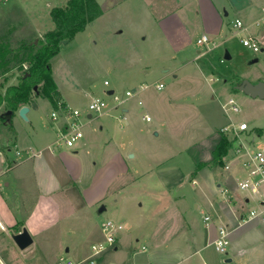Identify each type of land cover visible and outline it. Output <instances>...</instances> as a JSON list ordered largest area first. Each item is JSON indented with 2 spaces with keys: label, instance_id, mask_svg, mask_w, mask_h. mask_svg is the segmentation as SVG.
Masks as SVG:
<instances>
[{
  "label": "rangeland",
  "instance_id": "1",
  "mask_svg": "<svg viewBox=\"0 0 264 264\" xmlns=\"http://www.w3.org/2000/svg\"><path fill=\"white\" fill-rule=\"evenodd\" d=\"M66 1L0 3L1 94L9 86L18 85L19 78L28 70L27 64L13 63L19 49L35 38L37 42L43 40L45 34L42 38L36 35L34 25L41 28L50 22L52 9L64 6ZM97 1L102 16L62 44L57 57L51 60L54 80L71 106L81 110L90 101L85 93L104 99L109 109L114 104L113 98L106 95L108 89L118 94L131 90L135 95L126 104V113L112 109L107 115L85 123L84 137L75 147L77 154L67 147L48 149L57 139L59 128L52 113L56 112L58 119L63 118L62 111L55 109L49 99L33 97L37 108L30 109L27 119L16 111L6 123L1 118L5 109H0V197L6 199L4 205L14 218L6 223L1 218L5 226L4 231L0 230L3 264H57L62 256L79 260L89 255L91 246L101 240V227L107 219L121 224L123 231L116 244L118 250L110 248L97 260L101 264H143L153 253L148 240L157 234L159 223L167 215L174 220L176 213H183L186 219L201 217L202 207L196 209L198 202L204 197L215 203L223 198L220 192L214 193L215 185L209 179L203 184V192L188 178L195 171L191 152L206 146L207 142L202 141L205 136L211 134L216 144L223 137L219 133L221 128L245 122L249 129L235 138L233 146L242 143L243 149L247 147L251 153L264 151V99L237 90L244 80L253 84L264 82V0H217L227 6L230 15L223 19V34L209 37L212 42L204 44L198 43L203 35L199 25L188 27L192 28L188 43L177 40L176 27L170 28L167 23L181 21L182 15L172 13L171 9H175L172 0H162L163 10L158 7L161 0ZM195 6L186 13L190 20L196 18ZM237 18L248 30L233 28ZM252 34L262 45L258 53L241 43L242 37ZM254 59L258 62L250 64ZM105 80L111 83L109 87L104 86ZM157 83H163L164 88L160 91L154 88ZM141 84H149L151 88L138 92ZM231 98L239 107L238 113L223 108ZM147 115L151 117L149 122L144 118ZM28 151L37 155L31 157ZM233 160L230 150L221 162H213V171L230 175L229 194L243 206L242 213L249 218L251 211L258 214L264 209V185L256 193L241 191L236 180L244 177L247 170L236 163L225 170ZM34 164L47 166L50 176L35 174ZM158 165H163L157 168L164 170L158 175L160 178L156 176L157 181L166 180L172 185L171 191L160 194L162 207L149 204V194L154 191L146 185ZM152 167L154 173L146 174ZM179 170L186 175L184 184L178 183ZM72 178L77 187L70 184ZM56 184L67 185V194L62 197L57 193L51 198L49 206L54 220L40 219L38 226L32 212L39 205L38 200L45 197L43 190L56 191ZM31 190L33 195L29 194ZM69 196L74 197L75 209L64 215ZM171 196L188 199L169 209ZM103 206L106 210L101 213ZM160 209H168L161 219L155 216ZM259 220L256 239L264 236V215ZM23 228L28 229L34 244L20 251L11 235ZM157 258L160 264H189L182 252L159 250ZM216 258L220 264H232L226 263L227 254L218 253ZM195 260L192 258L190 262L195 264Z\"/></svg>",
  "mask_w": 264,
  "mask_h": 264
},
{
  "label": "crops",
  "instance_id": "2",
  "mask_svg": "<svg viewBox=\"0 0 264 264\" xmlns=\"http://www.w3.org/2000/svg\"><path fill=\"white\" fill-rule=\"evenodd\" d=\"M68 1L69 0H67L66 4L62 6L63 8L66 7ZM172 1H173V4H175V9H171L172 13H177L179 15H182L181 16L182 20L173 22V23H176L177 25H174L173 23H170V24L167 23V24L168 26H170V28H171V25L176 27V34H177L176 37L178 41L182 43H185V42L188 43L189 34L192 31V28H188V27H196L198 25L203 29L202 37L207 36L208 38L209 37L214 38V37H220L223 34L224 32V20L223 19L224 17L226 18L230 15V13L228 12L226 8L227 6H225V4H221V3L219 4L217 0H172ZM8 2L9 0L0 1V3L2 4H6ZM192 4L196 5L195 6L196 7V10H195L196 18H193L190 20L189 17L186 16V13L187 11L191 10L189 7L193 6ZM158 7L160 8V10H163L164 6H163L162 0L159 2ZM165 7L168 8L167 6ZM168 14L169 13L165 15L167 16ZM167 17L169 18V15ZM167 17H166V20H167ZM237 19L241 20L239 18ZM51 21L47 22L41 28L37 24L34 25V28H35L34 33L42 38L44 34L54 29V23L53 21L51 23ZM202 37H199V38H202ZM57 55L55 57H57ZM56 85L58 87V93L60 97V102H59V106L57 105V110L60 109V106L61 107L62 106L72 107L69 101L64 97L58 84ZM110 85L111 83H109V86ZM110 90H113V89H108V91ZM85 94H86L85 96H89L90 100L93 98L89 95V93H85ZM61 119H58L56 121L53 120L54 122L57 123L56 127H59L57 129L56 134H58L59 130L61 129V127L63 126L65 122L64 118H61ZM94 119L95 118H92L91 120L86 121L85 123L91 122ZM122 119L125 120V118H122ZM101 129H103V127H101ZM219 133L221 134V132ZM210 139L212 142L214 141L213 136L211 134L205 136L202 139V141L207 142L206 146L205 147L203 146L204 148L202 150H200L199 148V150H197V152L195 153L191 152V155H193L192 159L195 162L194 163L195 171L192 172L191 175H188L189 176L188 178L189 180H191V183L193 186L195 187L198 186L199 189L202 190L203 192H204L203 184L204 183L206 184L207 180L209 179L215 185L216 190L214 191V193L220 192L223 198L221 197L220 199H218L217 203H215L214 201H211L207 197H204L202 201H200V203L198 202L196 205V209L199 210L202 207L201 217H198L195 215L191 219H186L183 213H176L175 220H174V217L172 215L171 216L167 215L168 218L161 220V222L159 223L160 227H159L157 234L151 235L148 240L150 244L153 246V249H152L153 253L150 254V256L146 260L143 261V264H160L159 259L158 258L156 259V252L159 250L175 252L176 254L177 252H182L185 254L186 256L185 259L189 261V264H192L190 262L192 258H196V260L194 261L195 264H220L216 258V254H218L219 252L215 248L214 241L218 238L219 230L222 227L225 228L230 234V237H229L230 245L226 253L229 256V258L226 259V263L264 264V236L259 237V239L255 238L256 236L255 230H257L260 220L259 218L250 219V218H247V216H244V213H242L243 206L241 205L239 206L235 198L229 194L227 185L229 183L228 179L230 175L228 173L225 174L224 171H221V172L213 171L214 169L213 151L215 150V147L218 145L220 140H216L217 141L216 144H214L215 142H213L212 144V142H210ZM53 144L54 143H52V145ZM51 146L48 147L49 150ZM198 147H199V144H198ZM41 152H39V154H41ZM72 152L73 154H77L78 153L77 148L72 149ZM31 157H34V156H31ZM236 161L237 160L234 159L233 163H235ZM200 164H204V165L200 167ZM160 166H163V165L156 166V169H157L156 173L152 171L155 169V168L153 169V167L150 168L149 171H147L148 173H146V174H150L151 172L154 173L152 174L153 175L152 178H150L147 181L146 185H148L154 191V193L150 192L149 194L151 197V198L149 197L150 199L149 204L159 205L158 207H162L161 205L163 204V197L160 195L161 192L165 190V194H166L168 193L167 191H171V188H172V185L169 182H166V180H161L160 182L157 181L156 176L160 178L158 175L161 173L162 170H164L163 169L164 167L161 169L157 168ZM32 167H33L35 174L38 175L40 172H42L45 174L44 176H48V177L50 176L49 168L47 166L44 167V166H40V164L38 165L34 164ZM177 173H179V178H180L178 183L184 184L183 180H185L186 175L181 170H179V172ZM37 184L40 185L41 182L40 184L39 182ZM70 184L71 185L73 184V186H76V187L78 186V183L74 180V178H72ZM67 188H68L67 185L61 187V186H58V184H56V191L45 192L43 190L42 194H44L45 197L43 198L39 197L40 199L38 200V202H39V205L42 203L46 205H44V207H42L41 205L40 206L38 205L37 208L32 212V214L34 213L33 219L34 218L36 219L37 217L36 224L40 223V219H45L44 222L46 220L47 221L54 220L53 218L54 214L50 210L51 207L49 206L50 204L52 205L51 198L57 196V193L59 194V196L61 195L62 197H65V193L68 190ZM203 192H202V195H203ZM77 193L78 192H76L75 195H78ZM27 194L25 196H27ZM29 194L33 195L32 190L29 191ZM52 194H55V195H52ZM37 195L36 196L34 195V198H36ZM81 197L85 202L84 196L82 195ZM73 198H74L73 196H69V198H66L67 199L65 203L66 208L64 207V211H62L64 215H67V213H71L74 211L75 208H74ZM169 199H170V207H169L170 209V208L177 206L182 201L183 202L187 201L188 197L171 196L169 197ZM31 201H34V200L31 199ZM5 202H6V199L0 197V218H2L4 222L6 223L9 220L14 219V218L11 217L13 215L12 212H7V207H5L4 205ZM246 202H248V199H246ZM41 209H42L43 215L41 214L42 216H39ZM70 210L71 212H69ZM167 210L168 209H165V210L160 209L159 212L155 214V216H158L161 219L163 218ZM206 216L210 217L209 221L205 220ZM129 221L131 222L132 219ZM127 227L129 226H126V228ZM131 227H134V226L132 225ZM122 231L119 233V237ZM128 231L129 229L126 230V242L129 237ZM100 239H102L101 235H100ZM119 239L120 238H118V241ZM117 250H118V247H117ZM66 251L69 252L70 248L67 247ZM212 253H215V256Z\"/></svg>",
  "mask_w": 264,
  "mask_h": 264
},
{
  "label": "built area",
  "instance_id": "3",
  "mask_svg": "<svg viewBox=\"0 0 264 264\" xmlns=\"http://www.w3.org/2000/svg\"><path fill=\"white\" fill-rule=\"evenodd\" d=\"M1 1V0H0ZM264 23V21H263ZM257 25L259 22L256 23ZM233 28L246 31L248 27L245 28L244 24L241 20L236 19ZM212 42L207 36H203L198 40L199 44L210 43ZM241 43L244 47L253 50L258 53L262 50L261 42L254 37V35H248L246 37L241 38ZM214 44V42H213ZM104 85L109 86V82L105 81ZM151 88L149 84H141L139 86V91H145ZM154 88L157 90H162L164 88L163 83H157ZM108 90L106 91V95ZM135 94L131 90L125 91L123 94H118L115 90H113V94L108 95L113 98L114 107L109 109L108 103L104 99L99 97L92 98L85 110H81L78 108H72L67 106H60L62 111L63 118L65 122L61 129L57 134V139L54 144L50 147V149L54 146L56 147H67L74 149L77 143L84 137L83 128L85 126V122L91 120L92 118H97L101 115H107L112 109H121L122 113H126V104L129 99L132 98ZM140 106H143V102L141 100L138 101ZM224 110L226 112L230 109L234 113L239 112V107L237 103L231 98L224 106ZM125 118V116L123 117ZM147 122L151 121V117L149 115L144 117ZM52 119L54 121L58 120V115L56 112L52 113ZM249 129L247 123L242 122L239 126L228 125L220 129V132L223 136H227L230 141L234 142L237 138H239V134L246 132ZM234 144V143H233ZM232 154L235 162L239 167L245 168L247 173L244 177H237L238 186L241 191L256 193L258 190L264 185V151H257L254 153L250 152V149L245 147L243 149L242 143L237 146L232 147ZM237 150V151H236ZM240 150V151H239ZM236 151V152H235ZM27 154L35 156L36 154H32L31 152H27ZM235 163L233 161H229L225 166V170H230ZM264 215V209L260 213H256L255 211H251L249 218L256 219L260 218ZM206 221L210 220V217H205ZM0 230L4 231L5 226L0 218ZM102 239L93 244L90 248V254L86 257H83L79 260L71 259L65 256H62L58 259L57 264H101L97 257L103 252L107 251L110 248H113L117 251V241L119 238V233L123 230V226L113 220L107 219L102 224ZM230 234L225 228H220L219 236L214 241V245L216 250L219 253L226 254L228 247L230 245ZM145 251V247L142 248ZM0 264H3V261L0 257Z\"/></svg>",
  "mask_w": 264,
  "mask_h": 264
},
{
  "label": "trees",
  "instance_id": "4",
  "mask_svg": "<svg viewBox=\"0 0 264 264\" xmlns=\"http://www.w3.org/2000/svg\"><path fill=\"white\" fill-rule=\"evenodd\" d=\"M102 14L97 0H69L66 7L53 8L50 17L54 29L48 31L42 41H30L19 49L13 63L20 66L27 64L28 70L23 72L18 85L9 86L3 94L0 93V109L3 107L5 112L18 111L23 106L31 105L34 102L33 97L38 96L49 99L57 109L60 97L51 60L59 53L60 45L64 41H69L77 33L83 32L88 23ZM232 147L233 142L223 136L213 151V162H221ZM203 165L200 164V167Z\"/></svg>",
  "mask_w": 264,
  "mask_h": 264
},
{
  "label": "water",
  "instance_id": "5",
  "mask_svg": "<svg viewBox=\"0 0 264 264\" xmlns=\"http://www.w3.org/2000/svg\"><path fill=\"white\" fill-rule=\"evenodd\" d=\"M67 41H64L62 44H66ZM227 60L230 59L229 55H226L225 57ZM258 62V59H254L250 62V64H255ZM37 87H35V90ZM237 90L244 92L246 95L252 97V98H258V99H264V82L259 81L255 84H253L250 81L244 80L241 85L237 86ZM108 95L113 94V90H110L107 92ZM36 109L37 104L32 103L31 106H23L20 108L19 114L24 119H27V114L30 112V109ZM15 111H6L1 114V118L4 120V122H10L12 117L14 116ZM106 209L105 207H101L100 212H104ZM12 240L14 241L15 245L20 251H25L29 249L34 244V239L27 228H23V230L19 233H15L11 235ZM230 261V260H229Z\"/></svg>",
  "mask_w": 264,
  "mask_h": 264
}]
</instances>
